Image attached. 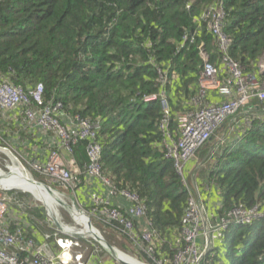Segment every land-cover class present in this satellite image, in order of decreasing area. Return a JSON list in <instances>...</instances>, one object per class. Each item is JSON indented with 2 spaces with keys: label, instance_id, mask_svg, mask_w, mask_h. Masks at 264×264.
<instances>
[{
  "label": "trees",
  "instance_id": "1",
  "mask_svg": "<svg viewBox=\"0 0 264 264\" xmlns=\"http://www.w3.org/2000/svg\"><path fill=\"white\" fill-rule=\"evenodd\" d=\"M215 7L226 15L231 57L253 73L264 57V0H0V71L23 89L42 83L46 100L73 115L102 120L104 175L139 195L162 241L181 230L190 194L162 147L161 103L143 99L160 92L159 70L178 76L165 87L174 113L197 94L200 48L220 58L203 17ZM253 120L210 175L219 219L234 208L264 213V122ZM85 149L74 150L81 166ZM201 264H264V217L230 228Z\"/></svg>",
  "mask_w": 264,
  "mask_h": 264
},
{
  "label": "built area",
  "instance_id": "2",
  "mask_svg": "<svg viewBox=\"0 0 264 264\" xmlns=\"http://www.w3.org/2000/svg\"><path fill=\"white\" fill-rule=\"evenodd\" d=\"M203 17L209 21V28L214 35L217 51L220 54L221 66L213 64L208 53L201 48L200 54L204 67L200 75L199 95L196 99L199 104H204L207 94L215 92L225 102L221 106H206L179 114L176 120L178 127L176 139L170 131L172 113L164 90L160 95L144 98L145 103L158 99L161 101L163 119L160 123V131L164 136L166 156L173 160L176 172L190 194L182 218L173 264H199L204 256L214 249L215 241L224 237L225 231L230 226L246 224L264 217V213L259 212L257 207L250 210L234 208L224 218L213 224L205 214V206L199 199L197 200L187 184V165L196 159L197 153L206 146L212 136L229 119H235L246 107L252 106L255 102L264 104V70L261 72L262 78H258L254 73L247 74L241 64L231 57L232 41L224 31L226 18L224 11L218 7L211 8ZM194 34L191 37L185 36L184 43L188 40L193 43ZM262 63L264 65V61ZM161 78L162 85L165 87L168 78L166 75H162ZM249 112L253 113V109ZM7 122L12 124L6 126ZM250 123V118L245 121L246 126ZM3 126L9 131L11 126L18 129L15 134L17 136L15 144L9 138L3 139L0 133V147L14 148L15 153L19 145L25 147L27 144L20 138L21 132L30 134L35 139L44 140L52 148L46 161H41L38 157L28 161L21 156L19 158L27 161L30 170L58 182L63 189L73 192L78 189L76 162L73 158L74 149L80 142H87V175L93 179L103 180L111 187L112 193L124 194L133 202L129 210L122 211L104 203L103 200H97V205L105 206L98 218L105 224L127 234L135 243L145 244L147 254L150 257L154 256L156 242H158L156 232L149 224L150 230L138 235L133 222L134 219L145 216V204L136 194L118 191L102 175L104 147L99 136L102 128L100 118L93 120L72 115L61 103L46 100L45 87L42 83L23 89L12 82L9 74L0 71V127ZM2 151L3 149L0 148V161H2ZM4 197L8 196L0 187V264H85L82 253L77 254L74 251L86 246L87 243L83 239L89 238L72 233L68 227H59L54 234L55 237L59 236L56 240L59 253L54 252L48 243L37 245L24 235L18 220L9 217L8 206L11 202L5 203ZM85 222L89 225L88 220ZM13 226L16 227L14 230ZM91 236L90 240L96 241L92 232ZM21 255L24 257L21 258Z\"/></svg>",
  "mask_w": 264,
  "mask_h": 264
},
{
  "label": "crops",
  "instance_id": "3",
  "mask_svg": "<svg viewBox=\"0 0 264 264\" xmlns=\"http://www.w3.org/2000/svg\"><path fill=\"white\" fill-rule=\"evenodd\" d=\"M210 55V54H209ZM217 55L218 57H220L219 52L217 51ZM212 62V61H211ZM213 64L217 65V66H221V60L220 58L216 61V62H212ZM260 64V63H259ZM259 64L257 67V72L256 76L258 78H262V73L261 71H259ZM199 93V86H198V92L195 96H193L192 98H190L187 102L183 103V109L179 110V112H176L175 114H173L172 116V120L173 121L171 123L170 126V131L171 133H174L177 130V124H176V120L179 114L185 113L187 111H192V110H197V108H202V107H206V106H221L225 100L223 98H221V96L218 93H209L207 94L206 100L204 102V104H199L197 101V95ZM252 107V108H251ZM172 108V106H171ZM251 109H253V113L249 112ZM264 109V105L260 104L259 102H255L253 103L252 106L246 107L244 110L241 111V113L235 117V119H229L219 130V132L216 134L218 135L221 131L223 132L220 135V138L218 139V142H225L231 138H237V137H241L242 133L244 132V121H246L247 119H251V118H259L261 120H264V113L260 114L259 111H263ZM173 111V108H172ZM250 113V114H248ZM253 116V117H252ZM6 126L12 124L11 122H7L5 123ZM13 127V126H11ZM241 127V128H240ZM2 130V131H1ZM0 130V133L2 135L4 134H8L9 130L7 127H2ZM11 131V130H10ZM15 131V130H13ZM175 138H178L177 133H174ZM177 135V136H176ZM215 135V136H216ZM215 136L211 138V140L208 142V144L199 151V153L203 150H205L207 148V146L209 145V143H211L213 141V138H215ZM233 136V137H231ZM233 138V139H234ZM21 139H28L29 141H31V136L27 135L26 137H23V135L21 136ZM11 141L15 144L16 140L15 139H11ZM31 145V144H29ZM32 152H36L37 157L40 160H44L47 158L48 156V150H47V146L43 145V144H32ZM209 150L211 151V148H209ZM225 153V151H224ZM29 155L31 153H28ZM26 154V155H28ZM32 155V154H31ZM77 161V160H76ZM78 166H81V164H79L77 162ZM199 162L197 161V159H195L193 162H191L190 164L187 165L186 167V176H187V180L190 181V178L192 181H194V183H196L198 185H195V187H193L191 185V190L194 194V196L197 198V200L199 199L200 202H202V204L205 206V214L206 216H208L209 221L211 222H216L219 220V213L218 210L221 207L222 204V194L219 190V188L217 187V185L213 182L211 184L212 181H208V185H206L207 183H205L204 178L199 179H193L197 170V167ZM85 165L86 162L84 163V165H82L81 167H83V172H81V176L80 177V181H81V187L77 193V199L75 200L76 202L78 201L79 205L84 207V209L88 210V211H94L95 212V200L96 199H100L103 200L104 203L109 204L112 207H117L123 211H127L129 210L132 206H133V202L125 197L124 194L121 193H112L111 191V187L106 184L103 180L97 179V178H90L86 173H85ZM210 180V179H209ZM187 189V188H186ZM30 194V193H29ZM38 199V198H37ZM39 200V199H38ZM40 202L44 203V201L39 200ZM49 206V203L46 202ZM96 215H98L97 212H95ZM18 217H21L22 219H24L25 222H27V227H24V233L30 238L32 239L36 244H40V243H44L46 240H49L47 238V227L48 224H46L47 222L45 218H43L42 220H37L36 223L33 222L31 220V218L26 217V216H22L21 214L17 215ZM98 217V216H96ZM74 221L77 223V228L78 226L82 225L83 229L79 230L77 228L72 229V233H76L79 234L81 237H88L86 234V230H89L88 225L85 223L86 219H84L83 217H73ZM79 221H82L79 223ZM137 228L138 230L142 231L146 229V222L145 220H137ZM109 229V228H108ZM114 235H120V233H116L113 229H109ZM90 231V230H89ZM90 238V237H89ZM169 241H162L163 245L167 244L169 246L170 251L176 248V246L178 245V242L175 241L176 239V233H174L171 237V235H169ZM53 242V241H52ZM112 245V244H111ZM161 244V246L159 247V256L161 261L164 264H169L171 262V257H170V252L167 251L166 248H163V246ZM53 250L57 251V247L54 245H51ZM113 246V245H112ZM115 250L118 249L116 246L113 247ZM123 249V248H121ZM136 249L137 253L134 252L135 255H142L141 253L144 254V256L146 257V254L144 253V251L140 248L137 249L136 247L134 248ZM133 249V250H134ZM83 251V254L85 256V263L87 264H92V257L91 254L90 256H86V251L85 248H81L78 250V253H81ZM123 251V250H122ZM141 252V253H139ZM172 252V251H171ZM105 254H107V256L109 257L107 260L102 256V257H98L93 261V264H113L114 261L116 262L117 257L114 256L113 253H108L107 251H104ZM103 253V254H104ZM130 253V251H129ZM98 256V255H96ZM142 258V257H140ZM147 258V257H146Z\"/></svg>",
  "mask_w": 264,
  "mask_h": 264
},
{
  "label": "rangeland",
  "instance_id": "4",
  "mask_svg": "<svg viewBox=\"0 0 264 264\" xmlns=\"http://www.w3.org/2000/svg\"><path fill=\"white\" fill-rule=\"evenodd\" d=\"M222 133L223 132L221 131L218 135H216L215 138H213V141L211 143H209L207 148L205 150L201 151L197 155V158H196L197 161L199 162V166L197 167V170H196V173H195V176L193 179L198 178V180H199V179L204 178V179H206L205 180V183H207L206 185H208V183H209L208 181H209V178H210V175L212 174V172L216 169V167L219 166L220 159H221L222 155L224 154V151L226 150V144L227 143H225V142L222 143V141L217 143L218 139L220 138V135ZM209 148H211V151L209 150ZM3 151L8 152L7 150H3ZM13 162H15L16 166H17V160L14 157L9 156V161H0V168H4V167L7 168V166L9 164H12ZM82 169H83V167L78 166V177L81 176V174H82L81 172H83ZM21 173L22 172H20V174ZM35 176H37V174H35ZM79 179H80V177H79ZM48 182H53V181L48 180ZM188 183H189L190 187H191V185L193 187H195V185H197L196 183H194V181L191 180V178H190V181H188ZM212 183L213 182H211V184ZM197 187H198V185H197ZM11 188H16V187H11ZM55 188L58 189L59 191L58 190L57 191L61 192V194L65 193V192H63L62 189H59L57 187H55ZM26 191L30 194H23L22 196L17 195L18 196V201H16L17 204L11 203L12 206L10 207V209H12V211H14V213H17L18 215L21 214L22 216L30 217L31 220L35 223L37 220H42L43 218H45L46 219L45 222H47L46 224H48L47 232L51 233V235L53 237V239H52L53 242H56V240H58V237H59V236L58 237L54 236V234L56 233V228L53 225L54 221L57 222V224L61 228L62 227H68L71 230L77 228V226H76L77 223L74 221L73 217H81V216L79 214H74L72 212L74 207L71 204H67L66 206H63L60 203H58V204H55V203L50 204L49 203V206L47 205L48 206L47 207V206H44L43 203L37 199V197L33 194V192H31L30 190H26ZM70 195L73 196V191H71ZM4 199H5V203H9L12 201L11 198H9V197H4ZM65 203L66 202H64V204ZM75 208L77 210H80V211H82V209H84V207L80 206L78 203L76 204ZM88 212L91 214V216H93V218H94L93 223H94L95 227L101 232V234L103 235L104 239L106 240V242L109 246H111V244L113 245L112 247L116 246L120 252H124V250H127L128 253H126V252L125 253L130 255L131 257H133L134 259L131 257L130 258L135 260V261L139 260L140 262L152 264V263H150V261L148 259L145 258L143 253L139 252L142 255H135L134 254V252L137 253L138 251L136 249H134L135 247L133 246V244L131 243L130 240H128V239H126L120 235H116V234L114 235L108 228L104 227L102 224L99 223V218H98L99 215H96V213L94 211L93 212L88 211ZM39 215L42 217H38ZM96 216H98V217H96ZM49 217H52L54 219V221L50 220ZM77 229L82 230L83 226L80 225V226H78ZM85 238H89V237H85ZM90 239H92V238L83 239L84 242L87 243V245L84 246L87 258H88V256H90V254H91V256H93L92 257V264H93V261L98 257L103 256L107 260L109 257L107 256V254L104 253L105 250L103 251V249L100 246L95 244ZM87 241L88 242L90 241V243H88ZM121 248H123V249H121ZM129 251H130V253H129ZM76 252L77 251H74V253H76ZM96 255H98V256H96ZM115 257H117V255ZM140 257H142L143 259L141 260ZM139 261H137V262L140 263ZM120 263L121 262H119L116 259V262L114 261L113 264H120ZM125 263L131 264L129 262H125ZM140 264H142V263H140Z\"/></svg>",
  "mask_w": 264,
  "mask_h": 264
},
{
  "label": "clouds",
  "instance_id": "5",
  "mask_svg": "<svg viewBox=\"0 0 264 264\" xmlns=\"http://www.w3.org/2000/svg\"><path fill=\"white\" fill-rule=\"evenodd\" d=\"M188 42V41H187ZM187 42H185V43H187ZM185 43L183 42V44L181 45V46H184L185 45ZM189 44H191L190 42H189ZM216 45V44H215ZM232 45V44H231ZM201 48H204V47H201ZM201 48H200V51H201ZM216 48H217V46H216ZM205 49V51L208 53V55H209V52L206 50V48H204ZM200 56H201V54H200ZM210 56V55H209ZM202 58V57H201ZM203 60V59H202ZM264 61V57L262 58V60L261 61H259L258 62V64H259V71H263L264 70V65H263V62ZM257 67H258V65H257ZM257 67H256V72H257ZM244 69V68H243ZM203 71V70H202ZM158 72H160L163 76L164 75H166L167 76V78H168V83H167V85H169V84H172V81H174V80H177L178 79V76L176 75V73H171L170 75H169V73H162V71L161 70H159ZM256 72H253L254 74L256 73ZM159 73V75H160V77L162 76L161 74ZM202 73V72H201ZM250 74V73H249ZM252 74V73H251ZM201 75V74H200ZM162 79V78H161ZM199 81H200V77H199ZM199 81H198V86H199ZM166 85V86H167ZM165 86V87H166ZM165 87H163V85L161 86V90H160V92L158 93V94H155V95H160V93H161V91H163L164 90V92H165V97L167 98V100L169 101V104H170V100H169V98L167 97V92H166V90H165ZM210 93H213V92H210ZM198 95H199V93H198ZM198 95H197V97H198ZM152 96V95H151ZM149 97V96H148ZM156 101H159L160 103H161V101H160V99H158V100H156ZM143 102H144V99H143ZM154 102V101H153ZM145 103V102H144ZM151 103V102H150ZM261 104V103H260ZM264 105V104H263ZM161 106H162V104H161ZM170 108H171V104H170ZM162 109H163V107H162ZM171 113H172V116H173V114H175L173 111H172V108H171ZM259 113L260 114H263L264 113V109H263V111H259ZM71 114V113H70ZM73 115V114H72ZM253 117V116H252ZM256 119V118H255ZM260 118H257V120H259ZM261 120V119H260ZM102 121V120H101ZM254 120H253V118H251V123L248 125V126H246L245 125V121H244V127H243V129H244V132L242 133V135H241V137H237V138H234L233 136H231V137H233V138H231V139H229V140H227V141H225V143H227L226 144V150H225V152L227 151V150H233V148L236 146V144H238V143H240L241 141H242V139L243 138H245V135H246V133L248 132L247 130L248 129H250L251 128V124H252V122H253ZM261 121H263L264 122V120H261ZM173 122V121H172ZM171 122V123H172ZM176 122V121H175ZM176 124H177V122H176ZM241 128V127H240ZM0 129H1V127H0ZM10 130L11 131H9L8 132V134H4V135H2V137H3V139L5 138V139H16L17 138V136H15V134L17 133V131H18V129L17 128H15V127H10ZM13 130H15V131H13ZM176 133H177V135H178V128H177V130L175 131ZM174 132V133H175ZM219 132V131H218ZM217 132V133H218ZM162 133V132H161ZM174 133H171L174 137H175V135H174ZM216 133V134H217ZM215 134V135H216ZM23 135V137H26L27 135H30V134H25V133H23V132H21L20 133V138H21V136ZM163 135V134H162ZM176 135V136H177ZM214 135V136H215ZM31 136V141H29L28 139H22L23 141L25 140L26 142H27V144L25 145V147H22V146H18L17 148H16V153L15 152H13V150H14V148L13 149H10L9 147L8 148H6L5 146H3V147H0L1 149H3V150H7L8 152H4V151H2L3 153L1 154V156H2V161H9V156H12V157H14L16 160H17V168L15 169V171L13 172V173H15L16 172V174H19L20 175V172H22L21 173V175H23V172H25V173H27V175L31 178V179H33V180H37V181H42V182H45V183H48V184H50V185H52L53 187H57V188H59V189H62L63 190V192H65L66 193V195H69V196H71L73 199H74V202H75V200L77 199V193H78V191H79V189H80V187H81V181H80V179H79V177H78V164H77V161H76V159H75V156L73 155V158H74V160H75V162H76V169H77V179H78V189L75 191V192H73V196L72 195H70V193H71V191H69V190H65V189H63L60 185H59V183L57 182V185L55 184L56 183V181L54 182V180H53V182H48V180H50V181H52V179H49V178H47V177H45V176H43V175H40L39 173H37V172H35V171H33V170H30V168H29V165H28V163H27V161L28 160H30L31 158H34V157H37V155H36V152H32V149H31V147H32V144H38V145H40V144H43V145H45V146H47V152H48V155H49V153H50V150L52 149V148H50L45 142H44V140H42V139H35L32 135H30ZM213 136V137H214ZM100 138H101V136H100ZM163 138H164V136H163ZM101 141H102V143H103V147H104V141H103V138H101ZM82 142H85V141H82ZM86 143V146H87V142H85ZM29 144H31V145H29ZM208 144V143H207ZM206 144V145H207ZM162 147L164 148V140H163V144H162ZM165 149V148H164ZM75 150V149H74ZM85 151H86V149H85ZM103 151H104V149H103ZM166 151V150H165ZM28 153H31L30 155L28 154ZM75 153V152H74ZM26 154H28V155H26ZM199 154V152L197 153V155ZM225 154V153H224ZM223 154V155H224ZM23 157L24 159H26L27 161H22L19 157ZM86 156H87V154H86ZM167 157V156H166ZM47 158H48V156H47ZM46 158V159H47ZM196 158H197V156H196ZM46 159H44V160H41V161H46ZM171 160V159H170ZM173 161V160H172ZM87 163H88V158H87V161H86V165H87ZM174 163V162H173ZM86 165H85V173H86ZM199 165V164H198ZM175 167V166H174ZM176 170V169H175ZM12 173V171H10L8 168H6V167H4V168H0V187L2 188V190H3V192H4V194H7V196L9 197V198H11V203H16V201H18V196H22L23 194H29V193H27L26 192V190H24V189H19V188H9V187H7L6 185H4L3 183H2V179L3 178H8L9 177V175ZM37 174V176H35V174ZM87 174V173H86ZM102 175L105 177V178H107L105 175H104V172H103V165H102ZM23 177H24V175H23ZM37 177H39V178H37ZM181 178V177H180ZM24 179L25 180H27L25 177H24ZM108 179V178H107ZM109 180V179H108ZM28 181V180H27ZM110 181V180H109ZM181 181H182V179H181ZM29 182V181H28ZM111 182V181H110ZM30 183V182H29ZM182 183H183V181H182ZM187 184L189 185V183L187 182ZM183 185H184V183H183ZM185 186V185H184ZM115 188H116V186H114ZM190 187V186H189ZM117 189V188H116ZM118 190V189H117ZM119 191V190H118ZM121 191H128V192H130V193H132L131 191H129V190H121ZM120 191V192H121ZM188 191V190H187ZM189 192V191H188ZM64 193V194H65ZM132 194H135V193H132ZM18 195V196H17ZM137 195V194H136ZM138 197H139V195H138ZM54 198V197H53ZM140 198V197H139ZM97 200H100V199H96L95 200V203H96V201ZM141 200V199H140ZM53 201L55 202V204H58V202L55 200V198L53 199ZM142 201V200H141ZM9 204V206H8V208H9V217H11V218H15V219H17L18 220V222H19V225H21V229H22V231L24 232V227H27V222H25L24 221V219H22L21 217H18L17 215V213H14V211H12V209H10V207L12 206V204ZM76 203V202H75ZM78 203V202H77ZM76 203V204H77ZM143 203H144V201H143ZM17 204V203H16ZM79 204V203H78ZM145 204V203H144ZM43 205L44 206H46L44 203H43ZM95 212H97L98 213V215H99V217H100V212H101V210L105 207L104 205H97V203L95 204ZM112 207V206H111ZM147 210V209H146ZM123 211V210H122ZM82 212H84L86 215H88L91 219H92V221H93V216H91V214L88 212V210H86V209H82ZM145 217H146V212H145V216L144 217H142V218H140V219H134L133 220V222H134V225H135V231H136V233L138 234V235H141L144 231H147V230H150V227H149V224L152 226V224L151 223H147L146 222V229L145 230H142V231H138L137 230V223H136V221L137 220H144L145 219ZM50 218V220H52V221H54V219L52 218V217H49ZM73 219V218H72ZM84 219H86V218H84ZM87 220V219H86ZM220 220V219H219ZM81 221H79V223H80ZM89 222V226H90V222H91V220L90 221H88ZM211 222V221H210ZM217 222V221H216ZM216 222H211V223H216ZM99 223L100 224H102L104 227H106V228H109V229H113L116 233H119V232H121L120 230H118L117 228H115V227H113V226H111V225H107V224H105L104 222H102L100 219H99ZM53 225H54V227L55 228H59L60 226L57 224V222H55L54 221V223H53ZM181 226H182V222H181ZM234 226H237V225H232V226H230L229 227V229L230 228H232V227H234ZM16 227L15 226H13V230L15 229ZM90 228H91V226H90ZM152 229L154 230V228H153V226H152ZM228 229V230H229ZM227 230V231H228ZM119 231V232H118ZM155 231V230H154ZM181 231V230H180ZM180 231L176 234V239H175V241H179L178 240V235H179V233H180ZM227 231H225V235H226V233H227ZM91 232H92V229H91ZM93 233V232H92ZM122 234L124 235V236H126L125 238H127L128 240H130L131 241V243L133 244V246L134 247H137L138 249H142L143 251H144V253L146 254V257H147V259H149L150 261H152L154 264H164L162 261H161V259H158L157 258V256L159 255V246H160V243L162 242V240H159V238H158V242H156V251H155V254H154V256L153 257H150L148 254H147V252H146V249H145V244H143V243H139V244H137V243H135L133 240H131V238L127 235V234H124L123 232H121L120 233V236H122ZM24 235L28 238V239H30L25 233H24ZM51 236V238H48L49 240H46L44 243H48L50 246L51 245H54V246H56L57 247V251H55V250H53L54 252H57V253H59L60 251H59V246L56 244V242H52L53 240V237H52V235H51V233L50 232H47V236ZM225 235H224V237H225ZM124 236H122V237H124ZM224 237L223 238H221V239H217L216 241H215V247H216V245H217V243H218V241H221L222 239H224ZM32 240V239H31ZM95 244H97L98 246H100L102 249H103V251H104V248L101 246V244L98 242V240H96V241H93ZM35 243V242H34ZM40 244H43V243H40ZM38 245V244H37ZM112 246V245H111ZM215 247H214V249H215ZM51 248H52V246H51ZM53 249V248H52ZM213 249V250H214ZM119 253H122V254H124V255H127V256H129V257H131L130 255H128V254H126L125 252H120L119 251V249H116ZM175 250V255H176V248L174 249ZM212 250V251H213ZM75 251H77L76 253H78V250H75ZM211 252V251H210ZM210 252H208L205 256H204V258L201 260V262L199 263V264H201L204 260H205V258H206V256L210 253ZM82 253V255L84 256V254H83V251L81 252ZM118 255V254H117ZM175 255H174V257H175ZM24 257V255H21V258H23ZM131 258H133V257H131ZM134 259V258H133ZM117 260H118V258H117ZM173 260H174V258H173ZM173 260H171V262L169 263V264H173ZM119 262L121 261V260H118ZM137 261H139V260H137ZM140 262V261H139ZM84 263H85V257H84ZM140 263H142V264H147V263H145V262H140ZM85 264H87V263H85ZM121 264V263H120Z\"/></svg>",
  "mask_w": 264,
  "mask_h": 264
},
{
  "label": "bare ground",
  "instance_id": "6",
  "mask_svg": "<svg viewBox=\"0 0 264 264\" xmlns=\"http://www.w3.org/2000/svg\"><path fill=\"white\" fill-rule=\"evenodd\" d=\"M8 169H10L12 171V173L9 175L8 178H3L2 179V183L4 185H6L7 187L11 188V187H16V188H19V189H25V190H30L31 192H33V194L39 199V200H42L44 201V204L47 206L48 203H55L53 201V199L56 197L55 195L51 194L50 191L44 189V188H41V187H36L35 185H32L30 184L27 180L24 179L23 175H19V174H16L13 173L15 171V169L17 168L16 166V163L13 162L12 164H9L7 166ZM27 192V191H26ZM28 193V192H27ZM54 197V198H53ZM48 207V206H47ZM86 223V222H85ZM88 228L89 230L91 231V228L90 226L88 225ZM89 230H86L87 232V236L92 238L91 236V232ZM76 234V233H74ZM79 235V234H77ZM117 258L118 260H121L123 262H129L131 264H140L138 263L137 261L131 259L130 257H128L127 255H124L122 253H119L117 255Z\"/></svg>",
  "mask_w": 264,
  "mask_h": 264
},
{
  "label": "water",
  "instance_id": "7",
  "mask_svg": "<svg viewBox=\"0 0 264 264\" xmlns=\"http://www.w3.org/2000/svg\"><path fill=\"white\" fill-rule=\"evenodd\" d=\"M23 175L30 182V184L35 185L36 187H41V188H44V189L50 191L51 194L56 196L55 200L58 203L62 204L63 206H66L67 204H71L74 207L73 210H72V212L74 214H79L81 217L86 218L88 221L91 220L90 226H91L92 232H93L94 236L96 237V240H98V242L101 244V246L104 248V250L107 251L108 253H113L114 256L119 254V252H117V250H115L112 246H109L107 244V242L104 239V237L101 234V232L95 227L92 219L88 215H86L84 212H82L80 210H77L75 208L76 203L74 202V199L71 196L66 195L64 193L61 194V192H58L59 191L58 189H56L55 187H53L52 185H50L48 183L31 179L27 175V173H25V172H23ZM64 202H66V203L64 204ZM120 262L122 264H127V263H125L123 261H120Z\"/></svg>",
  "mask_w": 264,
  "mask_h": 264
}]
</instances>
